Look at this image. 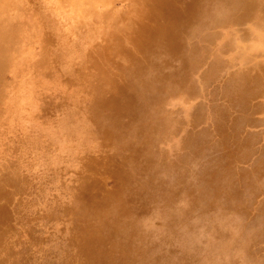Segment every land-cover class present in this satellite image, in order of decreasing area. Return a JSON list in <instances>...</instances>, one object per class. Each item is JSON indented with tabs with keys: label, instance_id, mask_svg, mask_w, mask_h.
<instances>
[{
	"label": "bare ground",
	"instance_id": "bare-ground-1",
	"mask_svg": "<svg viewBox=\"0 0 264 264\" xmlns=\"http://www.w3.org/2000/svg\"><path fill=\"white\" fill-rule=\"evenodd\" d=\"M263 245L264 0H0V264Z\"/></svg>",
	"mask_w": 264,
	"mask_h": 264
},
{
	"label": "rangeland",
	"instance_id": "rangeland-1",
	"mask_svg": "<svg viewBox=\"0 0 264 264\" xmlns=\"http://www.w3.org/2000/svg\"><path fill=\"white\" fill-rule=\"evenodd\" d=\"M178 109H181V108H185L186 106L184 105V103H182V102H179L178 104H177V106H176ZM169 108H171V107H169ZM187 121H189V119L187 118L186 119ZM179 136H182V134H180ZM166 149H168V148H166ZM174 151H176L175 149H174ZM106 184H107V186L108 187H110L111 185H113L114 183H113V181H107L106 182ZM264 246V245H263ZM264 249V248H263Z\"/></svg>",
	"mask_w": 264,
	"mask_h": 264
}]
</instances>
